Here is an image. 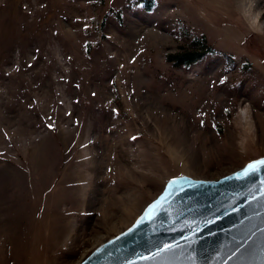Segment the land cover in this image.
<instances>
[{"label":"rangeland","instance_id":"1","mask_svg":"<svg viewBox=\"0 0 264 264\" xmlns=\"http://www.w3.org/2000/svg\"><path fill=\"white\" fill-rule=\"evenodd\" d=\"M263 156L264 0H0V264H80Z\"/></svg>","mask_w":264,"mask_h":264},{"label":"water","instance_id":"2","mask_svg":"<svg viewBox=\"0 0 264 264\" xmlns=\"http://www.w3.org/2000/svg\"><path fill=\"white\" fill-rule=\"evenodd\" d=\"M260 160L219 180H169L130 228L80 264H264V166L248 169Z\"/></svg>","mask_w":264,"mask_h":264},{"label":"snow or ice","instance_id":"3","mask_svg":"<svg viewBox=\"0 0 264 264\" xmlns=\"http://www.w3.org/2000/svg\"><path fill=\"white\" fill-rule=\"evenodd\" d=\"M262 165V166H264V160H260V161H256V162H254L253 164H249L248 165V169L250 170V171H255L256 170V165ZM247 174V173H246ZM152 207H155L154 205L152 206Z\"/></svg>","mask_w":264,"mask_h":264},{"label":"trees","instance_id":"4","mask_svg":"<svg viewBox=\"0 0 264 264\" xmlns=\"http://www.w3.org/2000/svg\"><path fill=\"white\" fill-rule=\"evenodd\" d=\"M181 57H182L180 60L181 63H189L190 61H193L196 59L192 54L191 55H184Z\"/></svg>","mask_w":264,"mask_h":264}]
</instances>
